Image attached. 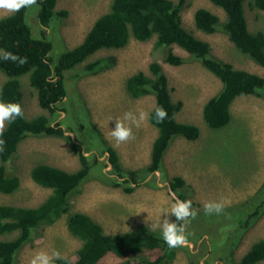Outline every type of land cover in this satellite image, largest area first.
Returning <instances> with one entry per match:
<instances>
[{
	"label": "rangeland",
	"instance_id": "obj_1",
	"mask_svg": "<svg viewBox=\"0 0 264 264\" xmlns=\"http://www.w3.org/2000/svg\"><path fill=\"white\" fill-rule=\"evenodd\" d=\"M111 1L57 0L46 36L52 44L49 53L52 60L79 43L94 20L109 10ZM201 7L224 21L223 10L210 0H185L180 9L181 25L209 43L212 57L264 78V67L240 52L220 27L211 33L195 27L194 12ZM243 8L248 30L264 33V10L252 7L249 0L244 1ZM36 9H28L27 22L32 36L41 37V26L33 12ZM2 15L5 14L0 13ZM154 40V37L146 41L130 38L125 46L97 50L64 71L66 96L60 105L66 110L59 112L56 119L64 128V137L29 134L19 142L14 155L4 163L6 172L18 176L19 186L9 194L0 192V204L34 207L43 202L51 189L34 183L29 176L30 168L41 162L67 171L76 170L79 161L70 149L69 140L75 141L86 151L92 168L71 193L68 212L88 214L107 234L125 232L139 224L160 234V229L153 230L151 225L157 224L165 214L170 215L173 196L181 199L179 195H182L184 199L181 200L192 201L198 215L186 227L188 244L175 248L176 255L170 264H223L221 258L228 256L227 249L233 243L235 249L230 257L237 261L254 241L264 238V211L249 228L221 227L235 220L264 182V89L260 96H238L230 106V121L220 128H210L203 120L202 106L219 91L221 82L198 60L175 45L171 49L182 57V63L164 62L167 47L155 48ZM108 57L114 58L108 68L94 72L85 69L88 62ZM154 60L160 63L166 75L171 101L181 102L180 109L175 112L176 120L195 124L199 135L195 140L175 136L163 154L158 170L147 173L144 167L149 163L151 144L157 134L148 121L154 95L130 96L126 79L139 70L148 72V65ZM5 80L6 76L0 70V87ZM20 82L24 116L48 115L38 106L28 75L20 77ZM141 111L147 113V119L139 127L133 126L135 138L117 145L109 135L115 119H123L125 112H132L138 118ZM49 118L52 120L53 116L49 115ZM107 146L115 151L122 171H135L138 185L133 191L125 192L121 186L111 184L110 178L116 176L107 163ZM95 156H98L97 162H94ZM174 176L184 180V184L176 189L169 186ZM206 201L223 202V212L205 214L203 205ZM66 216L67 213L52 223L35 227L30 238L16 252L13 264H29L38 251L51 254L56 250L60 257L74 259L82 241L67 229ZM226 231H230V238L223 246L216 247V242L223 241ZM16 234H1L0 239H11ZM121 260L108 253L96 264H115ZM256 264H264V259Z\"/></svg>",
	"mask_w": 264,
	"mask_h": 264
},
{
	"label": "trees",
	"instance_id": "obj_2",
	"mask_svg": "<svg viewBox=\"0 0 264 264\" xmlns=\"http://www.w3.org/2000/svg\"><path fill=\"white\" fill-rule=\"evenodd\" d=\"M210 1L223 10L224 21L217 14L201 7L194 12L195 27L204 33L214 32L220 27L240 52L264 67V33L248 30L243 8L245 0ZM56 2L57 0H37V5L32 6L38 9L33 12L35 11L36 21L41 26V37L32 36L27 22L30 8L0 16V70L6 76L0 87V102L19 103L22 107L20 77L28 75V81L36 92L38 106L48 113H40L32 118H26L23 113V117L16 118L13 123H6L3 136L0 137L5 141L4 151L0 152V192L3 194L12 193L19 186L18 176L6 172L4 163L14 155L23 138L29 134L64 137V128L60 120L56 121L59 112L66 110L60 105L66 96L64 71L84 61L97 50L123 47L130 38L146 41L154 37L155 48L167 47L163 61L171 65H179L183 61L182 57L172 51V45L186 51L221 82L219 91L210 96L202 106L203 120L210 128H220L230 121V106L238 96H260L264 89L262 76L234 68L230 63L212 57L209 43L197 38L181 25L180 9L185 0H112L109 10L94 20L82 40L61 52L54 61L49 55L52 44L46 36L54 17ZM249 2L252 7L264 10V0ZM4 51L26 57L28 62L20 65L18 62L4 60ZM113 63L114 58H98L88 62L85 69L94 72L96 69H106ZM126 90L134 98L149 93L154 95V105L148 113V121L156 128L157 134L151 144L149 163L144 169L147 173L155 172L171 140L175 136L195 140L199 135V128L195 124L176 120L175 112L180 109L181 102L171 101L166 75L156 60L149 63L148 72L139 70L128 76ZM157 106H162L168 114L162 123H157L155 119ZM49 115L53 116L52 120ZM69 142L70 149L78 157L79 167L76 170L67 171L41 162L34 164L29 170L34 183L51 189L43 202L34 207L0 204V235L17 232L11 239H0V264H13L16 252L30 238L35 227L52 223L66 213L67 229L82 242L74 259L60 257L54 259L53 264H96L108 253L123 259L115 264H170L176 255L175 248H169L160 234L147 226L139 224L125 232L107 234L88 214L68 212L71 193L87 178L92 168V163L85 155L86 151L75 141ZM105 151L107 163L112 166L116 176L110 178L111 184L121 186L125 192L133 191L138 185L135 171H122L115 151L110 146ZM97 157H94V162H97ZM106 178L109 181V177ZM183 184L184 180L180 176L172 177L169 182L172 189ZM179 197L184 199L182 195ZM263 211L264 182L249 198L235 220L221 227L249 228ZM229 238L230 231H226L223 241L216 242V247L223 246ZM234 249L235 243L228 247V256H222L223 264H256L264 259V238L254 241L237 261L231 259Z\"/></svg>",
	"mask_w": 264,
	"mask_h": 264
},
{
	"label": "clouds",
	"instance_id": "obj_3",
	"mask_svg": "<svg viewBox=\"0 0 264 264\" xmlns=\"http://www.w3.org/2000/svg\"><path fill=\"white\" fill-rule=\"evenodd\" d=\"M37 5V0H0V13L10 15L20 11L22 8H31ZM4 60H11L18 62L20 65L26 64V57H19L11 52L4 51L2 53ZM167 111L162 106L155 108V119L157 123H162L167 118ZM23 117V109L19 103L0 102V137L3 136L6 123H13L16 118ZM147 119V113L141 111L137 118L132 112H125L123 119H115L114 128L110 129L109 135L117 145L126 143L135 138L133 133V126L139 127L142 122ZM124 121H129L126 125ZM5 141L0 139V152L4 151ZM87 155V153H85ZM174 203L171 206L170 215L165 214L157 224L151 225L155 230L160 229V236L162 241L169 248L183 247L188 244L186 236V227L194 220L198 212L192 207L191 200H181L173 196ZM225 204L218 201H206L203 205L205 214H221L224 210ZM169 217H174L171 220ZM60 253L53 250L51 254L38 251L31 258L29 264H53L54 259H59Z\"/></svg>",
	"mask_w": 264,
	"mask_h": 264
}]
</instances>
